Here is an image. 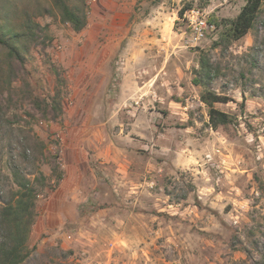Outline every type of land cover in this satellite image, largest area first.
<instances>
[{"label": "rangeland", "instance_id": "obj_1", "mask_svg": "<svg viewBox=\"0 0 264 264\" xmlns=\"http://www.w3.org/2000/svg\"><path fill=\"white\" fill-rule=\"evenodd\" d=\"M247 1L67 0L87 15L77 32L55 0H0V35L31 19L39 37L0 77L4 172L28 141L41 194L23 264H264V0L248 35L213 47ZM186 8L224 22L197 44ZM203 54L221 69L210 88L235 101L216 104L236 118L217 131L193 84ZM76 160L90 200L58 216L55 180Z\"/></svg>", "mask_w": 264, "mask_h": 264}, {"label": "trees", "instance_id": "obj_2", "mask_svg": "<svg viewBox=\"0 0 264 264\" xmlns=\"http://www.w3.org/2000/svg\"><path fill=\"white\" fill-rule=\"evenodd\" d=\"M55 4L65 23L70 24L77 32L84 30L87 25V15L84 10L73 8L69 5L67 0H55ZM262 4L263 0H248L240 14L236 18L228 20V24L226 25L228 28L224 32L222 39L219 42H215L213 47L229 46L248 35V33L255 28ZM190 9L191 8H186L182 10L180 12V17H183L185 12ZM210 21L216 28H219V25L224 22H220L216 20V18H211ZM32 24L31 19H29L28 26L31 31L28 34H15L10 37L0 35V45L7 49L3 58L0 56V77L4 69H7L10 73L13 71L14 62L23 63L25 61V54L21 46L26 41H39L38 33L36 32L38 29H33ZM38 27L37 24V28ZM256 60V58L253 60L254 65L258 67ZM220 71V67L213 62L209 54H203L200 59V67L196 70L195 78L193 79L194 85L204 87L200 99L208 107L209 125L215 131L221 127L236 123V118L234 116L216 107V104H229L235 101L231 97L225 94H219L210 88V85L219 77ZM243 97L245 99V96ZM57 106V109L61 111L60 104H57ZM244 106V104H241V107ZM2 122H4V118L0 116V128ZM1 145L0 264H23L30 254L29 240L33 227L37 221L38 200L41 194L37 190L35 183L31 180V176H34L37 172H27V169H24L22 164L25 162H30L34 166L36 164H33L31 161L30 148L28 146L29 142H19L18 148H21L23 154L20 156L13 154L9 162L10 168L7 166L11 174H5L3 165L4 147ZM13 147L12 145V149L16 150V148ZM58 169H60V167ZM58 173L57 179L55 180L56 187L64 178L61 171ZM38 174L39 176H37L35 180L41 181L44 185L47 180L45 174L41 171H38Z\"/></svg>", "mask_w": 264, "mask_h": 264}, {"label": "crops", "instance_id": "obj_3", "mask_svg": "<svg viewBox=\"0 0 264 264\" xmlns=\"http://www.w3.org/2000/svg\"><path fill=\"white\" fill-rule=\"evenodd\" d=\"M111 160L109 158H105L103 163H108ZM86 165L78 160L70 162L68 164V174L65 176L66 178L63 180L65 183L57 190L56 193L53 194L52 198V208H55L58 211V216H60L61 208L70 204L74 208H79L82 205H85L90 200V189L86 187L88 181V171L84 169ZM143 225L146 226V230L149 228L148 222L141 223H132L130 231L137 232L141 234L139 231L142 230ZM83 230L80 231L78 239L82 243H86L87 241L84 239ZM87 235H85L86 237Z\"/></svg>", "mask_w": 264, "mask_h": 264}, {"label": "built area", "instance_id": "obj_4", "mask_svg": "<svg viewBox=\"0 0 264 264\" xmlns=\"http://www.w3.org/2000/svg\"><path fill=\"white\" fill-rule=\"evenodd\" d=\"M187 27L190 30L191 40L195 43L207 38L210 31H214L216 26L210 22V18L205 11L192 9L185 15ZM72 239V236H69Z\"/></svg>", "mask_w": 264, "mask_h": 264}]
</instances>
